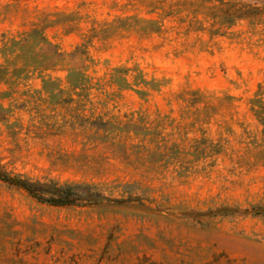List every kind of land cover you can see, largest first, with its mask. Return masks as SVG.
Returning <instances> with one entry per match:
<instances>
[{
    "label": "rangeland",
    "instance_id": "374dc122",
    "mask_svg": "<svg viewBox=\"0 0 264 264\" xmlns=\"http://www.w3.org/2000/svg\"><path fill=\"white\" fill-rule=\"evenodd\" d=\"M33 28L67 64L17 78L0 53V169L102 196L0 178V264H264V0H0V47ZM123 67L164 85L121 88Z\"/></svg>",
    "mask_w": 264,
    "mask_h": 264
},
{
    "label": "trees",
    "instance_id": "16d2710c",
    "mask_svg": "<svg viewBox=\"0 0 264 264\" xmlns=\"http://www.w3.org/2000/svg\"><path fill=\"white\" fill-rule=\"evenodd\" d=\"M1 56L5 62L13 65L12 75L18 76L24 72L44 73L49 70H56L61 66H66V54L50 41L44 31L33 28L19 35L5 38L0 47ZM22 63V66L19 64ZM67 80L73 90H80L81 93H88L96 86L94 77L87 73L86 68H68ZM133 77L130 82L129 77ZM45 86H46V81ZM111 83L119 85L121 88L132 87L139 94L145 95L149 90H160L164 85L163 81L152 79L148 81L144 73L139 68H116L111 76ZM99 85V84H98ZM78 94V93H77ZM264 93L257 92L252 99V106L259 118L264 123ZM0 178L27 190L39 201L52 205H70L83 202H99L101 193L95 190L93 185L81 183H60L54 180L33 181L21 175L10 174L0 169ZM204 264H219L218 260L208 261Z\"/></svg>",
    "mask_w": 264,
    "mask_h": 264
}]
</instances>
